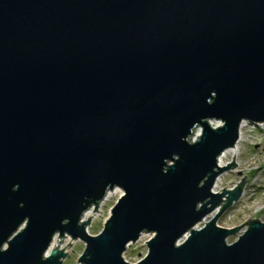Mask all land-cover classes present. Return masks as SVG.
<instances>
[{
    "label": "water",
    "instance_id": "1",
    "mask_svg": "<svg viewBox=\"0 0 264 264\" xmlns=\"http://www.w3.org/2000/svg\"><path fill=\"white\" fill-rule=\"evenodd\" d=\"M244 121L264 123V0H0V264H63L56 236L130 264L143 234L137 264H264L263 223L232 245L244 225H217Z\"/></svg>",
    "mask_w": 264,
    "mask_h": 264
},
{
    "label": "rangeland",
    "instance_id": "2",
    "mask_svg": "<svg viewBox=\"0 0 264 264\" xmlns=\"http://www.w3.org/2000/svg\"><path fill=\"white\" fill-rule=\"evenodd\" d=\"M193 136V140H195ZM234 159V164L237 166L227 170L221 174L218 179V187L213 188L215 194H222L223 189L225 191H233L236 187L242 183L241 198L232 204V206L220 217L217 225L224 229H236L246 224L248 220L253 222L259 220L264 224V126L254 128V126L248 125L243 128L242 140L238 145V151L236 155L229 153L225 159V167L231 164ZM224 167V168H225ZM120 190V189H119ZM123 193H115L111 195L108 200L100 204L98 209L94 211V208L90 209L89 218L90 225L87 228L89 234L97 236L101 233L104 222L108 219L111 209L114 207L118 199ZM227 198L223 199L226 203ZM94 211V212H93ZM221 211V208L217 209L211 215H209L203 223L198 225L197 229H203L209 224ZM250 225H244L238 229V231L227 238L226 243L232 245L240 240L248 230ZM152 235L143 234L140 240L131 245L123 255L126 262L130 264H137L143 260L148 254L147 242L150 241ZM62 243V248L67 252L68 256L64 260L63 264H78L79 257L85 250L84 243L80 241H72L70 238L57 239ZM69 243L71 246H69Z\"/></svg>",
    "mask_w": 264,
    "mask_h": 264
},
{
    "label": "bare ground",
    "instance_id": "3",
    "mask_svg": "<svg viewBox=\"0 0 264 264\" xmlns=\"http://www.w3.org/2000/svg\"><path fill=\"white\" fill-rule=\"evenodd\" d=\"M243 128H244V127H241L240 140H239V142L237 143V145H236L233 149H230V150L225 151V152H224V153L218 158V161H217L218 167H220V168H224V167H225V159L227 158V155H228L229 153H234V154L236 155V152L238 151V145H239V143H241V140H242V131H243ZM198 133H199V131H197L196 137L199 136ZM217 187H218V179L215 181L214 189L217 188ZM118 192L122 193V191L119 190V189H115V190L111 191L110 193H108V194L106 195V197H105L106 200H108V198H109L111 195H113V194H115V193H118ZM84 218H89V213H86V214L84 215ZM84 218H83V219H84ZM86 221H88V220H86ZM88 233H89V231H88ZM58 238H59L58 236H56V237L54 238V241H53V244H52V250H54V249H56V248H59V250H61L62 243H60L61 241L58 242V240H57Z\"/></svg>",
    "mask_w": 264,
    "mask_h": 264
},
{
    "label": "built area",
    "instance_id": "4",
    "mask_svg": "<svg viewBox=\"0 0 264 264\" xmlns=\"http://www.w3.org/2000/svg\"><path fill=\"white\" fill-rule=\"evenodd\" d=\"M248 125H251V126H254V128H257V127H263L264 126V123L263 124H250L249 122H247V121H244L242 124H241V127H245V126H248ZM240 135H241V129H240ZM108 193H110V192H108ZM107 193V194H108ZM123 194H121V196H122ZM120 196V197H121ZM106 201V198L101 202V204L102 203H104ZM100 206V205H99ZM205 220V219H204ZM105 223V222H104ZM203 223V222H202ZM66 238H69V237H66ZM65 239V238H64ZM73 241V240H72ZM63 250V248L61 247V251ZM52 251V247H51V249L49 250V253L48 254H50V252ZM63 251H65V250H63ZM66 252V251H65ZM67 253V252H66Z\"/></svg>",
    "mask_w": 264,
    "mask_h": 264
}]
</instances>
